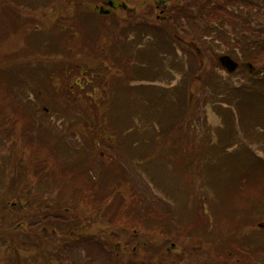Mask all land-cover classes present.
Here are the masks:
<instances>
[{"label": "trees", "instance_id": "1", "mask_svg": "<svg viewBox=\"0 0 264 264\" xmlns=\"http://www.w3.org/2000/svg\"><path fill=\"white\" fill-rule=\"evenodd\" d=\"M14 1L26 0H0V245L3 247L0 264H87V260L95 264L96 255L103 258L102 264H264V229L256 227L257 221L264 219L262 189L263 198L257 194L252 202L251 197L248 201L250 190L246 183L240 186L231 183L232 190L227 196L232 202H222L220 210L227 207L237 214L224 212L227 219H222L225 222L221 224L216 223L218 218L215 223L211 220L200 201L193 202L188 209L186 197L184 203L178 199L161 209L155 200L149 203L135 192L132 194L130 179H113L123 169L118 156L130 161H142L145 157L137 158L138 155L129 152V146L139 147L138 137L126 147L117 139V134L135 132L138 128L135 122L129 125L128 133L126 127L118 130L112 126L107 111L113 105L111 98L120 88L125 89L123 93H128L129 98L134 94L141 97L139 88L145 83L155 85L164 73L159 70L156 59L154 73H143L144 50L150 42L155 43L153 27L145 24L140 30L133 23L137 21L136 13L130 15L127 30L119 26L122 17L118 24L98 18L101 23L114 26L107 27L106 34L101 36L104 27L95 26L91 16L93 2L100 0H66L72 13L67 12L65 16L54 13V22L53 16L49 17L50 22L45 18L42 30L51 34L46 37L48 33L37 30V23L22 20L23 14L30 9L35 12L42 0L30 5H15ZM50 1H44L43 6ZM213 14L209 12L212 17ZM79 19L85 20L77 28ZM110 22L113 24L109 25ZM231 25L226 26L229 34L243 30L242 26ZM198 29L199 25L194 26L193 32L198 33ZM21 30L26 36H18ZM82 31H91L96 36L83 39ZM238 40L243 56L244 40ZM220 41L228 42L225 36H220ZM121 42L126 43L124 49ZM11 46L26 53L17 55L11 52ZM164 48L169 54L173 52L170 46ZM249 59L263 65L264 51L255 48ZM61 63L63 69L59 67ZM164 63L178 67L171 59ZM189 74L193 83L195 68ZM216 78L206 74L196 85L199 92H193L191 105L195 111L202 104L210 103L216 111L222 110L223 115L225 110V119L228 112L235 116L238 111L240 115L235 119L240 121L244 115L243 103H249V111L263 103L264 78L241 88L219 79L215 81ZM133 79L137 82L130 83ZM222 89L228 95L221 100L214 95L222 94ZM187 99L184 100L186 109L190 107ZM83 112L90 116L85 117ZM53 114L58 117L55 122L59 127L64 125V119L73 123L72 128L65 129L66 135L75 136L72 130H76V123L78 132L87 130L88 126L87 131L94 133L93 140L101 132L100 139L108 143L100 150L104 155L107 153L104 149L116 150L119 155L111 161L106 156L97 159L94 150L85 149L94 146L95 140L85 144L83 138L76 148L62 141L72 147L77 159L82 156V161L85 160V166L79 170L74 165L63 166L62 156H55L40 144L41 135L53 136L54 128L47 126ZM262 125L263 121L254 123L257 129ZM107 129L113 132L104 134L105 130L109 132ZM257 136L254 133L249 138L253 140ZM100 174L109 178L104 185L97 178ZM59 177L63 180H57ZM52 179L58 196L46 198L44 194L51 187ZM245 185L246 190H240ZM216 192L215 197H220ZM243 218L249 220L245 223L248 232L240 231ZM97 225L99 229L92 231L91 227ZM171 243L175 244L174 248L170 247Z\"/></svg>", "mask_w": 264, "mask_h": 264}, {"label": "rangeland", "instance_id": "2", "mask_svg": "<svg viewBox=\"0 0 264 264\" xmlns=\"http://www.w3.org/2000/svg\"><path fill=\"white\" fill-rule=\"evenodd\" d=\"M35 1L36 0H32V2L28 0L24 2L14 1V3L15 5H30ZM44 1L46 0H42V4L35 12L30 9L23 14L22 20L37 23V30L41 29L40 31L48 33L46 30H42L45 26V18L47 22H50L49 17L53 16L51 21L54 22L56 17V15H53L54 13H61L65 16L67 12L72 13V9L67 7L66 0H51L50 3H46L43 6ZM131 2L136 1L132 0ZM129 6L132 7L133 4ZM138 10L142 11L143 9ZM213 21H216L215 14H213L211 19L208 18L207 22L204 24L205 31L199 26L198 33L195 34L193 32L192 36L193 39L198 42H203L205 45L202 58H195L192 56L196 63H201L199 70L200 74L205 75L212 73L217 76L215 81L219 79L224 84H231L233 87L236 86L239 88L256 81L255 78L247 74L244 68H241L234 74L228 75L218 66L217 56L225 52L226 47L223 45V42L220 41V36L212 34L211 30L209 31V36H204L207 27ZM218 24L220 26L231 25L225 23ZM256 27H258V25H256ZM201 34L202 36H200ZM45 35L46 37L51 36L49 33ZM236 35L240 36V33H236ZM18 36H26L25 31L21 30ZM221 36H225L226 40H228L232 35L222 34ZM82 38L89 39L92 38V36H82ZM199 38L203 39L200 40ZM155 44L154 42H150L148 47L144 50V74L154 73L155 59L158 61ZM263 45L264 41L256 48L263 49ZM10 48L11 52L14 51L17 55L26 53L23 49H16L13 46ZM11 52L7 57L10 56ZM181 59L185 61L183 57H181ZM62 66L64 67L61 63L59 66L60 69H63ZM46 68L50 70V67L46 66ZM210 68H212V70H210ZM163 70L164 74L159 76L158 79L160 81L156 84L166 86L167 84L165 81H171L168 83L170 85L177 84L179 80L181 82L184 81V75L181 77L175 69L172 71ZM262 77H264V74ZM133 82L137 81L133 79L130 83ZM196 83L198 82H194L192 85V95L193 92H199L195 89ZM179 84H177V87ZM126 89L130 91L128 87ZM139 90L142 92L141 97H136L135 94L132 96V93V97L129 98L127 97L128 93H123L125 89L120 88L119 93L110 100L113 105L108 109L107 115L108 118H111L113 121L112 126L115 125L118 130L126 125H133L132 122L135 120V124L138 127L137 130L126 135L117 134V139L126 147L128 146L126 144L130 140L134 139V137H138L139 147L129 146V152L138 155L137 158L145 156L144 160L130 161L122 156L124 160L118 156L119 154L116 155V150L104 149L107 151L104 155L100 150L108 146V143L105 144L100 139L101 132H97L94 138L96 143L94 144V158L99 159L102 156H106V158L111 161L115 160L118 156V163L123 169L120 168L121 170L118 171L113 179H130L132 182L131 187L133 188L132 194L135 192L139 198L149 203L155 200L156 204L161 206V209L167 207L169 204L172 205V201L175 202L178 199H180V203H184L186 197L189 200L187 208L190 209L193 206L192 200L201 195L207 196L204 198L201 196L205 211L214 223L216 220L215 218H218L216 223L221 224L225 222V220L222 219H227L226 214H223L224 212H230L232 215L237 214L227 207L224 208V211L220 210L224 205L222 202L229 204L232 202V199L227 196V193L232 190L231 183H236L239 186L242 183L247 184L250 190L249 192L247 191L248 201L250 197L254 198L257 194H259L260 198H263L260 189L264 191V125H262L261 131H257V128L254 127V123L258 120L264 123V98L261 106L254 108V111H249L250 107L248 102L243 103L242 115H244L240 121L235 119V116L240 115L238 111L235 112V114H237L235 116L228 112L225 119V110L223 115L222 110L220 112L219 110L216 111L213 104L210 103L201 106L204 108V111L201 114V119H198L194 118L197 114L195 109L187 110L184 105V100L189 97L184 86L177 89H169L145 83ZM220 92H222V94L217 95L215 93L214 96L221 100L227 97L228 91L226 89H222ZM205 93L209 94L210 92ZM173 99H178L179 102ZM188 102L187 99L186 103ZM83 113L85 117L90 116L86 112ZM101 114L102 113H99L98 115ZM54 117H56L55 114ZM245 119H247V121H245ZM63 121L64 125H62V129H59V131L53 129L52 137L41 135L40 144L44 145V149L48 148L54 155L57 154L55 156H62V158L65 159L62 163L63 166L74 165L79 170V168L85 166V160L82 161V156L77 159V153L72 151V147H69L66 143L62 144V141L65 140V136L62 135L67 133L65 129H68L69 126L72 128L73 123L65 119ZM47 125L53 128H59L57 124L47 123ZM75 125L76 130H73L75 132V137H67V139L71 141V144H73V142H75V144L82 143L83 138L85 144L93 143L94 133H85V130L80 129L78 134V125L77 123ZM86 128L88 130L90 127L86 126ZM126 130L130 131V127L127 126ZM110 132L113 131L109 130V132H107L105 130L104 134ZM254 133L258 135L256 138L257 149L254 152L256 156L260 158L258 163L252 158L253 154L247 147L248 141L246 140V137L249 138L251 135H254ZM159 134L160 138L165 137L160 142H158V139H160L158 137ZM114 135L116 136L115 133ZM119 135H122L123 138H120ZM168 137L170 141L169 144H171L170 146L167 144ZM249 144H254L252 138H249ZM19 148L28 154V150L22 149L20 145ZM85 149L93 150V146L86 147ZM41 160L43 161V158ZM47 162L49 163L48 165H50V161L47 160ZM93 166L96 167V164ZM105 166L106 164L104 163L103 170L106 168ZM37 170L42 173L41 169ZM59 178L60 179L57 180H63V177ZM97 178L102 185L105 184V180L109 181V178H104L103 174L98 175ZM1 180L2 179H0V181ZM49 183L51 187L46 189L44 196H46V198H56L58 194H56L57 189L53 179L50 180ZM240 190H246V185L240 188ZM216 191H218L220 197H215ZM213 200L215 202H213ZM199 201V199L196 200V203H199ZM248 222V219H242L240 224L242 228V230H240L241 232H248L245 228V223L247 224ZM94 227L95 226L91 227L92 231L99 229L98 225L96 228ZM0 248L3 247L0 245ZM96 256L95 264H102L101 260L103 258L98 257V255ZM85 262L91 264L89 260Z\"/></svg>", "mask_w": 264, "mask_h": 264}, {"label": "flooded vegetation", "instance_id": "3", "mask_svg": "<svg viewBox=\"0 0 264 264\" xmlns=\"http://www.w3.org/2000/svg\"><path fill=\"white\" fill-rule=\"evenodd\" d=\"M100 0L93 2L94 13L102 16H110L109 21H116L122 17L124 28H128V21L131 20V14L137 11L136 23L141 27L143 25L151 26L154 29L156 40L161 43L162 37H173L172 43L177 48V53L170 59H185V69L189 68V57L195 50L196 56L202 58L201 48L197 46L193 39V28L196 25L203 28L208 20L209 12H213L218 18V23L229 24H255L260 11L264 12V0ZM130 7L129 5H132ZM137 10H134L136 9ZM132 10V12L129 11ZM138 9H143L139 11ZM214 10H217L214 12ZM129 11V12H128ZM194 14L196 17H194ZM152 16V17H151ZM108 21V22H109ZM215 21H213L214 23ZM113 22H110L109 25ZM109 29L114 28L107 25ZM197 34V33H195ZM202 36V34L200 35ZM204 36H207L205 33ZM255 36V35H253ZM127 41V36L124 38ZM159 43V44H160ZM166 57V54H163ZM255 211V210H254Z\"/></svg>", "mask_w": 264, "mask_h": 264}, {"label": "water", "instance_id": "4", "mask_svg": "<svg viewBox=\"0 0 264 264\" xmlns=\"http://www.w3.org/2000/svg\"><path fill=\"white\" fill-rule=\"evenodd\" d=\"M221 65L225 67L229 72H233L237 66L238 63H236L234 60H232L228 55H222L219 58ZM247 66H249V71L252 72V66L251 64L247 63Z\"/></svg>", "mask_w": 264, "mask_h": 264}]
</instances>
